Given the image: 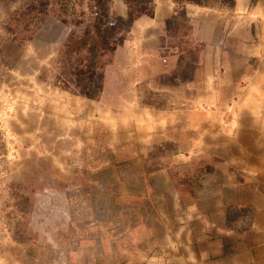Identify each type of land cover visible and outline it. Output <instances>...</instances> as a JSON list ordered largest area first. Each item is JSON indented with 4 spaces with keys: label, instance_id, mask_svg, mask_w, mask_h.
<instances>
[{
    "label": "crops",
    "instance_id": "1",
    "mask_svg": "<svg viewBox=\"0 0 264 264\" xmlns=\"http://www.w3.org/2000/svg\"><path fill=\"white\" fill-rule=\"evenodd\" d=\"M148 3L114 50L127 90L62 103L69 214L0 264H264V0ZM159 77L166 106L140 91Z\"/></svg>",
    "mask_w": 264,
    "mask_h": 264
},
{
    "label": "rangeland",
    "instance_id": "2",
    "mask_svg": "<svg viewBox=\"0 0 264 264\" xmlns=\"http://www.w3.org/2000/svg\"><path fill=\"white\" fill-rule=\"evenodd\" d=\"M128 1L134 18L130 27L129 15L116 14L113 0H0V252L54 232L53 222L69 214L67 197L58 190L70 186V171L77 164L48 162L53 148L68 159L60 151L73 140L63 122L62 103L70 107L68 95L97 99L109 89L127 90L131 75L112 65L114 50L136 16L151 14L149 0ZM100 18L102 26L112 27L113 36L109 46L93 51L99 44L94 25H101ZM167 78L140 88L147 103L169 105L160 91ZM49 106L56 112V126L61 125L55 137L44 120ZM58 171L67 174L59 176ZM77 180L83 186L91 181L85 176ZM54 186L56 194L49 192Z\"/></svg>",
    "mask_w": 264,
    "mask_h": 264
},
{
    "label": "trees",
    "instance_id": "3",
    "mask_svg": "<svg viewBox=\"0 0 264 264\" xmlns=\"http://www.w3.org/2000/svg\"><path fill=\"white\" fill-rule=\"evenodd\" d=\"M129 18L131 21H129V23L127 22V24L130 27L134 18H132L130 15H129ZM99 21H100L101 25H97V24L94 25V28H96L99 31L97 34V39H96L97 41H99L98 42L99 44L93 45V47H92L93 51L97 46H101V48L103 47V49H105L107 46H109L110 45L109 39L112 38L111 36H113V32L111 31L112 27L109 25L102 26V23L105 21L103 18H100ZM87 35H88V31H87ZM83 48H84V46H83ZM76 49H78V47Z\"/></svg>",
    "mask_w": 264,
    "mask_h": 264
}]
</instances>
